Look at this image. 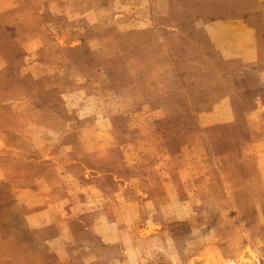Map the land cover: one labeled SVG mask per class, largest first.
Instances as JSON below:
<instances>
[{
	"label": "rangeland",
	"instance_id": "rangeland-1",
	"mask_svg": "<svg viewBox=\"0 0 264 264\" xmlns=\"http://www.w3.org/2000/svg\"><path fill=\"white\" fill-rule=\"evenodd\" d=\"M0 264H264V0H0Z\"/></svg>",
	"mask_w": 264,
	"mask_h": 264
}]
</instances>
